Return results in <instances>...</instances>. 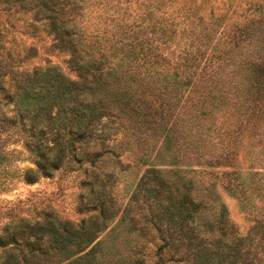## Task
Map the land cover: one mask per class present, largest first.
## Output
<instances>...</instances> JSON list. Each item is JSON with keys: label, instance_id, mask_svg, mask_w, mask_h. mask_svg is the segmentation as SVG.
I'll return each mask as SVG.
<instances>
[{"label": "trees", "instance_id": "1", "mask_svg": "<svg viewBox=\"0 0 264 264\" xmlns=\"http://www.w3.org/2000/svg\"><path fill=\"white\" fill-rule=\"evenodd\" d=\"M191 2L187 17L198 28L178 63L161 69L143 45L84 47L70 23L78 2L0 0V107L11 105V114L0 110V162L20 142L35 164L21 173L28 183L73 160L89 162L98 179L97 212L80 222L20 217L7 226L0 241L29 250L2 264H264V170L249 169L264 154V3L229 28L214 12L217 0ZM27 14L69 50L76 78L56 65L28 68L34 47H13ZM117 131L145 147L148 164L122 209L106 188L115 172L97 170ZM91 140L100 149L83 151ZM239 158L246 170L233 169ZM218 183L252 217L247 234L231 221Z\"/></svg>", "mask_w": 264, "mask_h": 264}, {"label": "rangeland", "instance_id": "2", "mask_svg": "<svg viewBox=\"0 0 264 264\" xmlns=\"http://www.w3.org/2000/svg\"><path fill=\"white\" fill-rule=\"evenodd\" d=\"M73 1L78 2L79 7L76 8V13L70 16L73 18L70 23L74 24L80 33L84 47H93L91 42L94 44L93 48L98 49L130 46L139 49L143 45L145 49L153 48L154 52L159 54L162 61L160 63L158 59L154 65H160L161 69L174 62L178 63L180 50L187 45L185 43L198 28L196 21L193 22L187 17L188 13L190 15L189 6L193 5L191 0ZM263 3L264 0H217L214 12L225 17L223 22L227 23L229 28H235V23L255 18L263 9ZM21 19L25 22H19V26H22L26 33L17 36L13 47H34V56L25 62L28 68L56 65L70 78H76V73L67 64L69 50L59 48L55 36L44 26L45 22L36 20L30 14L22 16ZM211 21L207 19L205 25ZM32 26H36L34 34L30 33L34 30ZM191 68L193 70V66ZM0 110L11 114V105L0 107ZM108 124L115 127L110 122ZM106 146L111 149L100 158L97 170L115 172L117 180L107 183L106 188H110L109 195L112 196L114 205L122 209L129 203L132 189L148 166L142 164L144 159H140L146 150L143 145L137 146L132 142L127 144L120 131L106 141ZM8 149L12 152L0 162V237L4 238L6 227L13 229L12 225L20 217H26L32 222L56 218L77 223L97 212L94 209L97 196L92 188L98 187V179L89 162L79 163L73 160L67 166L55 170L50 176H40L35 182L28 183L22 179L21 173L28 168H34V162L20 142H11ZM82 149L85 152H93L100 149V146L91 140ZM259 157L262 158L259 162L263 165L254 161L249 168L257 172V177L262 175L261 171L264 170V154L260 153ZM241 162L240 158L237 159L233 169L246 170L248 165ZM156 165L162 166L160 163ZM216 186L238 232L247 234L252 225V217L248 212L239 209L237 198L225 191L220 183ZM137 203L145 205L141 200ZM257 206H260V203H257ZM5 241H0V264L8 255L23 259L29 250L26 244L19 242L20 240L16 244ZM150 247L154 249V246Z\"/></svg>", "mask_w": 264, "mask_h": 264}]
</instances>
